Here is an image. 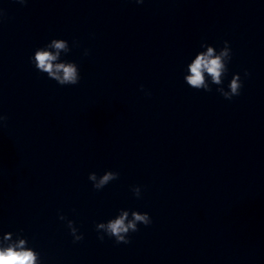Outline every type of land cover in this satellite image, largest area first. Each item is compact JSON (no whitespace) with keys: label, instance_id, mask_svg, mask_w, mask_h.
Returning a JSON list of instances; mask_svg holds the SVG:
<instances>
[{"label":"clouds","instance_id":"clouds-1","mask_svg":"<svg viewBox=\"0 0 264 264\" xmlns=\"http://www.w3.org/2000/svg\"><path fill=\"white\" fill-rule=\"evenodd\" d=\"M19 3L25 4L27 0H18ZM137 4H142L144 0H135ZM75 44V41H74ZM202 51H199L191 62L187 65V75L184 76L186 84L196 90L211 92V85H216V91L226 100H232L233 97L239 96L243 87L240 74H234L230 80L227 90L223 87L224 77L228 72V64L232 59V50L227 40L223 42V47L219 51L212 45L205 42L200 44ZM68 41L64 39H52L44 47L37 48L34 55L31 56L30 62L33 63L36 70L47 74V77L56 81L60 86H74L81 80L80 70L75 62L61 59V54L70 52ZM87 50L85 55H87ZM251 74L245 70V78ZM141 90L144 86L141 85ZM150 95V93H146ZM8 117L0 114V122H4ZM119 178V173L107 170L103 175L97 176L95 172L88 175L89 181L92 182L95 190H101L110 182ZM131 191L137 198L141 197V187L133 186ZM60 220H65L64 215L59 216ZM152 219L147 212L136 210H119L118 215L106 222L96 224L98 239L103 241L105 235L114 238L117 244H129V234L139 231L138 225L149 226ZM67 226L70 234L73 236V242L83 240V234H78L74 221L67 220ZM12 233H5L0 240V264H41L38 252L27 246L26 238L17 235L15 241L12 240Z\"/></svg>","mask_w":264,"mask_h":264}]
</instances>
